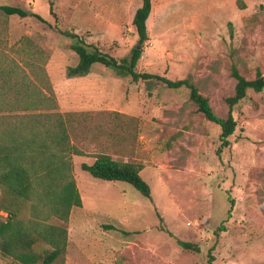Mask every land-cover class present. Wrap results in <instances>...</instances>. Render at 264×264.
<instances>
[{
    "label": "rangeland",
    "instance_id": "374dc122",
    "mask_svg": "<svg viewBox=\"0 0 264 264\" xmlns=\"http://www.w3.org/2000/svg\"><path fill=\"white\" fill-rule=\"evenodd\" d=\"M142 4L0 0V7H19L48 22L0 10V94L16 96L4 84L29 77L36 90L49 95L54 89L59 112L96 114L75 124L74 144L89 158L108 154L140 165L152 190L148 199L129 183L86 174L91 183L80 191L83 207L71 213L67 253L54 264H264V92L249 91L235 108L238 128L218 155L221 128L198 112L188 89L134 82L101 64L87 76H67L79 57L61 32L121 60L137 43L133 19ZM148 30L137 71L191 79L219 117H227L226 100L235 94L232 65L249 80L258 70L264 75V0H153ZM27 38L45 52L44 63L23 44ZM34 98L0 101V111L34 112L37 105L28 101ZM3 198L0 185V204ZM50 249L35 246L40 254ZM0 264L20 263L0 253Z\"/></svg>",
    "mask_w": 264,
    "mask_h": 264
},
{
    "label": "trees",
    "instance_id": "16d2710c",
    "mask_svg": "<svg viewBox=\"0 0 264 264\" xmlns=\"http://www.w3.org/2000/svg\"><path fill=\"white\" fill-rule=\"evenodd\" d=\"M242 8L244 4L242 3ZM153 9V0H143L142 7L134 16L138 40L129 55L118 60L98 47L88 44L76 33L64 31L62 35L74 41L72 50L78 55L79 63L67 71L68 78L84 77L91 73L95 64H101L116 72L120 77H130L134 82L155 81L168 89H188L190 99L205 119L221 128V146L218 155L231 146L230 138L238 128L234 116L235 108L244 101L249 91L264 92V75L257 71L256 78L249 80L234 64L231 76L236 81L235 94L227 98L229 112L226 118L219 117L208 98L200 93L191 79L173 81L150 73H139L137 66L144 48L150 41L148 20ZM0 10L7 16L26 18L33 16L43 23L48 22L40 15L19 7L2 6ZM51 13L55 16L54 4ZM23 44L33 53L38 62L45 58V52L30 39ZM47 59V58H45ZM44 63V61H43ZM44 76L47 73L44 70ZM15 74V71H12ZM11 74H9L10 76ZM8 76V77H9ZM50 83L49 79L42 80ZM16 96L0 94L2 103L28 101L37 105L36 111L27 110L24 114L6 115L0 111V185L4 198L0 204V253L20 264H54L66 255L69 243L68 224L74 208H82L83 200L74 174V156H84L75 144L72 130L77 122L89 121L93 113L59 112V103L54 89L50 94L36 90L37 84L28 77V82L5 83ZM21 85V86H20ZM21 87L25 88L24 94ZM93 165H82V170L95 179L126 182L139 190L146 198L152 199L150 185L141 177L143 168L131 162H119L108 154H98ZM1 213L6 214V218ZM161 223L164 219L157 212ZM52 221V222H51ZM116 230L115 227H109ZM130 234L128 232H124ZM43 242L51 249L40 254L35 246ZM188 251L199 252V246L179 241Z\"/></svg>",
    "mask_w": 264,
    "mask_h": 264
},
{
    "label": "crops",
    "instance_id": "0c3cea01",
    "mask_svg": "<svg viewBox=\"0 0 264 264\" xmlns=\"http://www.w3.org/2000/svg\"><path fill=\"white\" fill-rule=\"evenodd\" d=\"M96 161V158H89L87 156H74L73 158V163H74V174H75V178L77 181V186L79 191H84L88 184H90L91 182L88 180L86 174H88L87 172H84L82 170V165L83 164H87V165H93ZM81 170V172L79 170ZM90 175V174H89Z\"/></svg>",
    "mask_w": 264,
    "mask_h": 264
}]
</instances>
